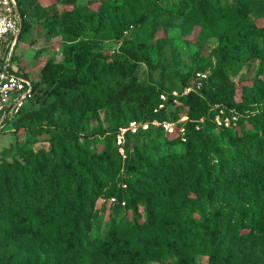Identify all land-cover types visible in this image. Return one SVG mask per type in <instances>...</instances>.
Wrapping results in <instances>:
<instances>
[{"label":"trees","instance_id":"obj_1","mask_svg":"<svg viewBox=\"0 0 264 264\" xmlns=\"http://www.w3.org/2000/svg\"><path fill=\"white\" fill-rule=\"evenodd\" d=\"M17 1L23 19L21 39L29 27V20L22 0ZM134 4L135 0H124L123 7L114 6L109 16L98 14V29L104 31L106 38L122 40V49L139 52L147 60L143 50L156 31V23L150 18L156 19L166 13V8L153 1L146 10L138 11ZM262 4L258 0H181L175 8L177 13L182 14L189 6L205 21H210L218 17L227 18L231 14L245 17L251 9ZM134 25L145 31L143 39L137 35L124 41V32ZM101 40L67 45L65 53L72 64L60 69L53 77L47 65L43 80L35 82L34 98L17 115L7 119L6 125L23 124L37 111L35 103L44 102L46 95L53 100L45 107L49 112L58 109L65 113L92 106L107 107L127 96L133 85L130 79L125 82V75L132 62L125 55H119L121 58L112 61L97 56L95 50L107 48ZM260 42L264 43V25L249 21L221 39L216 48L218 61L213 67L205 60L199 61L191 77L182 79L184 89L196 80L198 71L209 70L208 78L204 79L198 91L181 97L189 112V119L183 124L187 131L184 151L155 159L150 157L147 146H142L147 155L141 152L138 162L127 166L140 173L139 179L134 183L127 180L129 184L126 182L125 187L129 188L128 191L124 193L123 189L118 197L120 201L128 199L129 206L140 199H148L145 221L139 223L141 214L137 213L132 226L113 224L104 239L91 235L94 191L100 193L104 186L92 164L93 161L98 162L101 169L116 175L123 165L116 133L127 124L115 127L109 133V145L103 151L91 154L79 146L80 136L83 135L76 127H64L70 130L71 137L63 135L60 139L62 150L58 161L50 158L46 151L35 152L27 145L18 144L16 139L22 161L8 165L9 177L0 175V216L9 217L8 231L11 236L40 255H50L53 259L51 264H145L146 261L158 260L159 255L174 246L177 247L174 248L176 255L187 261L186 243L196 237L188 238L185 233L188 229L208 239L213 256L217 254L228 232L239 231V220H234L233 211L219 216L205 214L202 220L187 217L182 225L174 207L175 195L188 189L198 199H215L219 193L226 195L229 191H244L247 187H252L256 195L264 194V109L252 116L250 129H245L242 119L239 120L243 127L241 133H233L232 128L226 127H221L222 136L210 132L217 126L214 121L216 104L225 105L228 109H243L264 99V84L261 91L257 89V83L255 90H247L240 100L234 95L223 97V88L232 85L228 80L227 68L231 62L240 60L243 54L255 50L253 55L260 59L259 72L264 73V47H259ZM45 82L51 87L42 92ZM162 92L166 91L161 89L145 94L142 97L145 111L142 118L138 116L135 119H141L140 122L165 120L164 114L173 103L171 97L166 107L156 112ZM219 99L224 103H219ZM81 105L84 107L81 108ZM203 116L210 119L205 125L199 122ZM154 130L157 136L165 132L161 126L154 124L148 129H139L137 133L128 132L124 144L126 154H130L129 140L132 135L139 140L141 132ZM164 140L167 144L179 141L167 136ZM71 151H76L79 158L90 162L78 166L73 162ZM111 194H115L114 190ZM250 221L255 228L246 234L254 239L264 238V231L255 224L253 215Z\"/></svg>","mask_w":264,"mask_h":264},{"label":"rangeland","instance_id":"obj_2","mask_svg":"<svg viewBox=\"0 0 264 264\" xmlns=\"http://www.w3.org/2000/svg\"><path fill=\"white\" fill-rule=\"evenodd\" d=\"M153 1L165 7L166 13L156 19L150 18L156 23V31L153 39L143 50L147 58L145 60L139 52L131 53L122 49L120 47L122 40L106 38L103 36L104 31L98 29L97 15L103 13L109 16L114 6L123 7L124 0H22L29 27L18 41L15 49L17 56L15 64L29 73L33 80H43V71L47 65L51 68L50 75L53 77L60 69L72 64L65 53L67 45L102 39L107 48L95 50L96 55L107 61L125 55L132 62L126 69L125 82L130 79L133 88L118 103L107 107L92 106L69 113L58 109L49 112L45 107L53 100L44 94L45 101L35 103L34 107H37V111L32 113L23 124L19 122L11 127L6 125L5 130L0 131L1 177H9L10 172H7L9 164L22 161L16 139L18 144L27 145L35 152L46 151L50 158L58 161L61 159L62 150L59 146L60 139L63 135L71 137L70 130L63 128L73 125L80 135H83L80 136L79 146L84 151L88 150L90 154L95 151L101 152L109 145L108 136L115 127L128 125L132 121L140 122L141 119L135 118L138 116L142 118V112L145 111L142 105V97L145 94L162 89L169 98L172 97L173 105L164 114V119L175 121L176 129L173 133L165 131L162 136H157L155 130L141 132L139 140L132 135L129 140L130 154L123 156L122 168L116 172V175L109 174L99 167L98 162L93 161L95 174L104 183L100 193L94 191L96 194L92 202L91 231L93 238L104 239L113 224L132 226L137 213L141 214L139 223L145 221L149 200L140 199L129 206L128 199L120 201L118 194L123 189L124 193L128 191L129 188L125 187L126 182V184H129L128 181L134 183L139 179L140 173L134 170L135 168L130 169L127 166H132L135 161L138 162L137 158L143 152L144 144L150 157L155 159L173 152L184 151L187 131L183 135L179 129L189 119V112L181 100L182 79L191 77L199 61L205 60L210 67L217 63L216 48L223 37L247 25L249 21H257L260 25H264V0H258L263 4L251 9L245 17L231 14L227 18L218 17L210 21H205L189 6L182 14L177 13L175 6L181 3V0H135L134 8L144 11ZM143 33L145 31L141 27L134 25L124 32L123 39L125 41L137 35L138 38L143 39ZM259 47H264V43L260 42ZM254 52L255 50L243 54L240 60H235L228 66V80L232 85L223 88V97L234 95L240 100L247 90H255L256 83L257 89L263 91L264 73L259 72L260 59L253 55ZM42 87L43 92L51 86L45 82ZM174 91L178 92V95H174ZM218 102L224 103L222 99ZM83 107L81 105V108ZM232 109L240 113L239 120L242 119L243 127L250 129L252 116L264 109V99L257 100L254 105L243 109ZM208 120L210 119L203 116L199 122L205 125ZM243 127L238 123V126L232 128L233 133H241ZM210 132L222 136L221 127L216 126ZM166 136L179 141L175 144H167L164 140ZM147 152L143 153L147 155ZM76 153V151L70 152L73 162L78 166L90 162L86 159L82 160ZM113 190L115 194H111ZM175 201L174 207L177 208L182 225L187 217L202 220L205 214L219 216L232 210L234 220H239L237 224L239 231L228 232L219 252L213 256V248L208 239L188 229L185 232L186 236L196 237L192 242L186 243L187 261L176 255L174 248L177 247L174 246L159 255L158 260L146 261L145 264H264V238L254 239L246 234L255 228L250 221L252 215L255 224L264 231L263 193L256 195L252 187L251 189L247 187L244 191H229L226 195L219 193L215 199H198L193 191L186 189L175 195ZM8 219L9 217L0 216V264L37 262L51 264L53 259L50 255H40L32 247L22 244L11 236L8 231L10 221ZM145 236L144 233L143 237ZM100 264L108 263L100 262Z\"/></svg>","mask_w":264,"mask_h":264},{"label":"built area","instance_id":"obj_3","mask_svg":"<svg viewBox=\"0 0 264 264\" xmlns=\"http://www.w3.org/2000/svg\"><path fill=\"white\" fill-rule=\"evenodd\" d=\"M22 27L23 19L18 1L0 0V131L5 130L6 120L17 115L36 93V80L15 64V49ZM208 75V71H198L196 80L184 87L182 94L198 91ZM173 94L178 95V92L174 91ZM160 99V104L155 108L156 112L166 107L169 96L166 92H162ZM215 109L217 112L214 121L218 127L238 126L240 113L236 110L218 104L215 105ZM153 124L161 126L168 133H173L176 129L175 121L157 119L143 122L132 121L128 125L121 126L116 133V144L121 155H126L124 144L128 132L137 133L139 129H148ZM179 130L183 135L185 134L184 126H181Z\"/></svg>","mask_w":264,"mask_h":264},{"label":"crops","instance_id":"obj_4","mask_svg":"<svg viewBox=\"0 0 264 264\" xmlns=\"http://www.w3.org/2000/svg\"><path fill=\"white\" fill-rule=\"evenodd\" d=\"M27 74H29V73H27ZM37 81V80H36Z\"/></svg>","mask_w":264,"mask_h":264}]
</instances>
